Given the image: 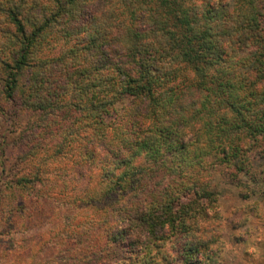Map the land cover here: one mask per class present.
Here are the masks:
<instances>
[{
    "label": "trees",
    "instance_id": "16d2710c",
    "mask_svg": "<svg viewBox=\"0 0 264 264\" xmlns=\"http://www.w3.org/2000/svg\"><path fill=\"white\" fill-rule=\"evenodd\" d=\"M0 117L7 189L46 184L49 139L98 178L82 261L219 264L209 170L264 155V0H0Z\"/></svg>",
    "mask_w": 264,
    "mask_h": 264
},
{
    "label": "rangeland",
    "instance_id": "374dc122",
    "mask_svg": "<svg viewBox=\"0 0 264 264\" xmlns=\"http://www.w3.org/2000/svg\"><path fill=\"white\" fill-rule=\"evenodd\" d=\"M60 35L51 39L47 51L58 46ZM19 131L0 117V140L4 135L6 150L0 161L4 159L7 167L1 172L0 164V264H87L81 259L101 221L100 205H90L95 193L91 187L98 178L89 180L90 175L72 171L79 152L67 148L56 156L58 143L49 139L40 161H35L42 164L46 184L24 191L7 189V181L24 167ZM253 154L243 173H229V168L220 166L209 170L220 211L215 226L219 264H264V155Z\"/></svg>",
    "mask_w": 264,
    "mask_h": 264
}]
</instances>
